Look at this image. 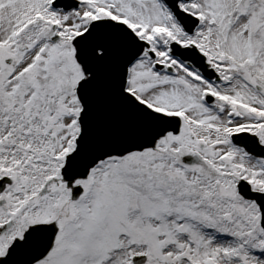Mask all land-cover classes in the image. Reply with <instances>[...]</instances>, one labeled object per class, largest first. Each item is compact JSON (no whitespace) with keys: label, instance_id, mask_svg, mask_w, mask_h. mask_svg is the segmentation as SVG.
<instances>
[{"label":"snow or ice","instance_id":"obj_1","mask_svg":"<svg viewBox=\"0 0 264 264\" xmlns=\"http://www.w3.org/2000/svg\"><path fill=\"white\" fill-rule=\"evenodd\" d=\"M0 264H264V0H0Z\"/></svg>","mask_w":264,"mask_h":264}]
</instances>
